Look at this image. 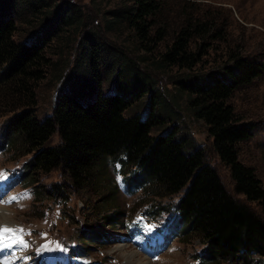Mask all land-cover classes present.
<instances>
[{
    "label": "trees",
    "instance_id": "16d2710c",
    "mask_svg": "<svg viewBox=\"0 0 264 264\" xmlns=\"http://www.w3.org/2000/svg\"><path fill=\"white\" fill-rule=\"evenodd\" d=\"M90 3L99 21H88L70 0H0V154L14 162L4 167L10 180L32 198L40 195L37 218L59 205L71 220L86 212V222L115 228L123 225L115 171L140 193L132 212L158 228L173 223L169 238L198 240L202 248L189 264H264V184L239 157L254 124L234 101L264 80V54L231 40L227 22L219 24L215 10L198 0ZM172 70L180 74L171 80L175 94L203 123L241 197L176 128L178 97L157 82ZM48 76L63 83L50 112L40 115L37 87ZM52 172L60 180L39 186ZM51 196L50 204L41 202ZM68 246L85 253L77 243Z\"/></svg>",
    "mask_w": 264,
    "mask_h": 264
},
{
    "label": "rangeland",
    "instance_id": "374dc122",
    "mask_svg": "<svg viewBox=\"0 0 264 264\" xmlns=\"http://www.w3.org/2000/svg\"><path fill=\"white\" fill-rule=\"evenodd\" d=\"M70 1L80 7L82 14L86 15L88 21L89 17L99 21L100 16L96 14L98 8L92 6L90 0ZM198 1L204 3V6H207L206 8L215 10L219 17V24L222 21L227 22L231 40L240 39L242 42H247V50H255L258 57H262L264 54V0ZM75 35L74 38H77L78 36ZM102 36L107 40L118 43L111 33H103ZM123 36L124 34L122 38ZM128 46L131 49L132 46ZM158 76L159 89L164 93L167 92V95H172L171 98L177 96L175 94L177 91L171 80L180 76V74L172 70L160 73ZM62 83L63 81L57 82V80L51 79L50 76L39 83L37 87L38 114L43 115L50 112L55 102L56 92ZM104 88L107 89L108 86L104 85ZM177 97L178 102L175 104H178L180 122L176 125V128H180L181 131L187 134V137L194 139L198 147L205 151L206 162H210L215 168L226 189L234 196L239 197L240 195L234 192L227 167L217 159L212 151L210 139L203 123L197 121L190 114L185 105V97L182 95ZM234 101L239 114L245 120L254 124L253 137L239 145L240 160L246 165L252 166L264 184V80H258L247 91L236 93ZM146 106L147 99L144 98L137 111L144 110ZM56 141L57 136H54L51 142L56 143ZM22 162L18 161L17 163L21 164ZM12 164L14 162L8 160L4 153L0 154V226L23 229L22 239L28 244V247L22 251L17 250L18 246L5 250V254L12 252L16 257L28 258L27 260H15L14 264H189L195 262L191 258V254L197 253L196 250L202 248L198 240L191 237L187 238L186 242H182V238L179 240L173 239L166 247L159 245L158 242L154 245L151 240L145 241L142 237L132 236L130 230L134 229V232L137 233L136 227L144 236L157 233L153 230V222L138 217L135 212L137 208L135 198L140 193L133 192L129 195L127 190L119 185L116 191L115 203L121 206L119 207L121 211L119 219L123 221V225H116L115 228H112L107 224L101 225L98 221L89 223L85 219L86 212L79 213L78 211L74 212V219L71 220L62 215L59 205H53V208L50 206L47 215L45 213L37 218L38 206L40 205L38 197L40 195L37 193L32 198L28 193L26 195L25 192L21 191L17 185L8 183L5 179V173L1 167H8ZM111 174L114 176L115 172L113 171ZM57 180H60L59 172H52L42 176L38 185L48 187L51 182ZM12 197H16V199H11ZM52 200L53 197L51 196L41 202L48 205ZM72 203H74L73 199ZM131 207H136L133 212ZM79 231L88 239L83 240L79 235ZM101 232L105 233L106 238H102L101 242L95 241L94 235H100ZM90 239H94V241L92 242ZM59 241L76 242L78 247L81 248L80 250L85 251L86 256L81 259L72 258L70 263L67 261L54 263V258H56L59 249L65 247L63 245L57 248L56 244H60ZM46 243L48 244L47 249L54 250L38 251L40 253L37 260L34 256L35 252ZM84 244H86L85 247H83ZM69 254L73 256L72 252Z\"/></svg>",
    "mask_w": 264,
    "mask_h": 264
},
{
    "label": "snow or ice",
    "instance_id": "6c2138e0",
    "mask_svg": "<svg viewBox=\"0 0 264 264\" xmlns=\"http://www.w3.org/2000/svg\"><path fill=\"white\" fill-rule=\"evenodd\" d=\"M11 199H16V197H12ZM22 236L23 229L0 226V257H2L0 258V264H14L15 260L28 259L27 257H16L12 252L5 254L6 249H12L14 246H18L17 250L20 251L28 247L27 242L22 239ZM56 247L59 248L61 246L57 243ZM47 248L48 244L46 243L38 251Z\"/></svg>",
    "mask_w": 264,
    "mask_h": 264
}]
</instances>
